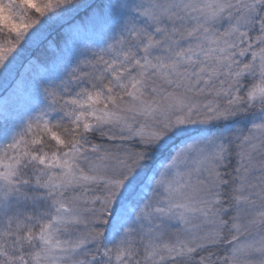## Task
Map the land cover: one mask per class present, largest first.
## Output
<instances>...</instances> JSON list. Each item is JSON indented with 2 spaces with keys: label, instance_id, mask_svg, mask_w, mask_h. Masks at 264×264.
<instances>
[{
  "label": "snow or ice",
  "instance_id": "snow-or-ice-1",
  "mask_svg": "<svg viewBox=\"0 0 264 264\" xmlns=\"http://www.w3.org/2000/svg\"><path fill=\"white\" fill-rule=\"evenodd\" d=\"M0 264H264V0H0Z\"/></svg>",
  "mask_w": 264,
  "mask_h": 264
}]
</instances>
